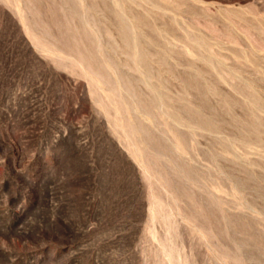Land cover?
I'll list each match as a JSON object with an SVG mask.
<instances>
[{
  "label": "rangeland",
  "instance_id": "rangeland-1",
  "mask_svg": "<svg viewBox=\"0 0 264 264\" xmlns=\"http://www.w3.org/2000/svg\"><path fill=\"white\" fill-rule=\"evenodd\" d=\"M0 264H264V0H0Z\"/></svg>",
  "mask_w": 264,
  "mask_h": 264
},
{
  "label": "bare ground",
  "instance_id": "bare-ground-1",
  "mask_svg": "<svg viewBox=\"0 0 264 264\" xmlns=\"http://www.w3.org/2000/svg\"><path fill=\"white\" fill-rule=\"evenodd\" d=\"M146 171H147V169H146Z\"/></svg>",
  "mask_w": 264,
  "mask_h": 264
}]
</instances>
